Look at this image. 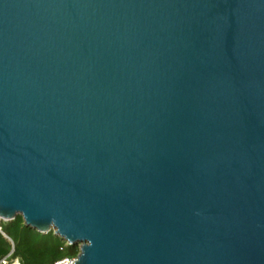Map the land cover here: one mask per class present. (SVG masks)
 Returning <instances> with one entry per match:
<instances>
[{"label":"water","instance_id":"95a60500","mask_svg":"<svg viewBox=\"0 0 264 264\" xmlns=\"http://www.w3.org/2000/svg\"><path fill=\"white\" fill-rule=\"evenodd\" d=\"M15 214L71 264H264V0H0Z\"/></svg>","mask_w":264,"mask_h":264},{"label":"trees","instance_id":"16d2710c","mask_svg":"<svg viewBox=\"0 0 264 264\" xmlns=\"http://www.w3.org/2000/svg\"><path fill=\"white\" fill-rule=\"evenodd\" d=\"M0 231L12 242V256L20 264H49L53 260L77 253V244H64L58 236L47 232H37L25 226L21 216L16 214L12 219L1 221ZM8 240L0 233V257L10 249ZM59 246H62L59 249ZM43 254V258H40Z\"/></svg>","mask_w":264,"mask_h":264},{"label":"built area","instance_id":"2783aa9c","mask_svg":"<svg viewBox=\"0 0 264 264\" xmlns=\"http://www.w3.org/2000/svg\"><path fill=\"white\" fill-rule=\"evenodd\" d=\"M64 244H68V243L64 242ZM61 248L62 246H59V249ZM75 259H76V254L64 255L53 260L49 264H71V262L74 261ZM0 264H20V263L16 257L12 256V249H11L6 254L0 257Z\"/></svg>","mask_w":264,"mask_h":264},{"label":"rangeland","instance_id":"374dc122","mask_svg":"<svg viewBox=\"0 0 264 264\" xmlns=\"http://www.w3.org/2000/svg\"><path fill=\"white\" fill-rule=\"evenodd\" d=\"M16 215V214H15ZM19 215V214H18ZM1 220V219H0ZM3 221V220H1ZM51 231V230H50ZM56 236V235H55ZM62 241H64L62 238H60ZM10 245L13 246L12 242L11 241H8ZM65 242V241H64ZM40 258H43V254H40Z\"/></svg>","mask_w":264,"mask_h":264}]
</instances>
